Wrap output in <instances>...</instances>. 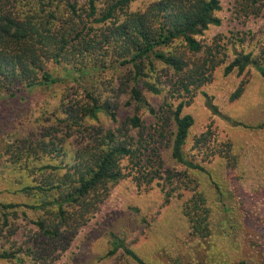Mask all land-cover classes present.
Listing matches in <instances>:
<instances>
[{
	"label": "trees",
	"instance_id": "16d2710c",
	"mask_svg": "<svg viewBox=\"0 0 264 264\" xmlns=\"http://www.w3.org/2000/svg\"><path fill=\"white\" fill-rule=\"evenodd\" d=\"M138 1L0 0L1 111L11 116L35 90L72 80L76 85L64 87L54 113L63 115L65 129L76 128L82 136L81 144L72 149L57 148L53 139L46 142L42 136L34 140L24 133L22 137L19 130L16 141L0 140V168L8 171L5 190L42 195L38 203L0 199V264H53L94 216L110 188L129 175L138 186L155 182L166 197L173 195L176 188L167 190L159 181L163 142L171 143L177 162L204 171L186 149L193 117L185 107L192 92L209 82L218 66L224 74H240L252 67L264 79V37L248 51L235 47V42L245 41V35L230 37L231 60L197 38L210 26L221 24L216 14L220 0H149L143 8L133 9ZM263 3L235 0L234 15L249 19L259 14ZM52 65L62 66V73L54 74ZM158 67L171 72L170 78L163 81ZM105 69L127 71L126 81L113 87L116 95L127 94L124 104L132 107L123 119L117 118V102L103 98L97 86L86 83L89 78L92 82L95 71ZM242 91L239 85L230 98ZM147 93H165L168 99L154 106ZM99 113L110 119V126L88 123L97 120ZM143 113L153 117L149 125ZM206 135L196 137L194 146H204ZM223 146L219 152L231 164L230 142ZM53 159L59 164L49 162ZM189 179L184 177L176 187L192 191L181 210L195 241L209 234L210 209L206 196ZM110 256H118L113 264H147L117 234H111L104 255ZM169 264H174V258ZM176 264L183 263L178 258ZM238 264L246 263L241 259Z\"/></svg>",
	"mask_w": 264,
	"mask_h": 264
},
{
	"label": "rangeland",
	"instance_id": "374dc122",
	"mask_svg": "<svg viewBox=\"0 0 264 264\" xmlns=\"http://www.w3.org/2000/svg\"><path fill=\"white\" fill-rule=\"evenodd\" d=\"M148 1L140 0L132 8H143ZM220 3L221 10L216 14L221 18V24L210 26L197 38L220 50V57L226 53L228 60L233 57L229 38L233 40L238 33L245 35V41L235 42L236 50L256 49L258 40L264 37V3L260 5L259 14L249 19L235 17V0H220ZM61 68L52 65L51 70L60 74ZM126 72L97 70L92 82L90 78L86 80L97 86L103 98L117 102L118 119L132 112V107L124 104L127 94L116 95L113 90L126 81L123 77ZM158 72L163 81L170 78L171 72L161 67ZM73 84L76 82L65 80L35 90L14 108L11 116L0 107V140L16 141L19 130L22 137L29 133L34 140L41 136L46 142L53 139L57 148L79 146L82 142L79 131L65 129L66 122H61L63 115L58 111L54 113L64 87ZM239 85L243 89L241 95L231 99V93ZM146 96L154 106L168 99L165 93H147ZM208 97L216 112L209 107ZM1 101L0 95V106ZM185 110L193 117L187 153L204 167V171L177 162L171 155V143L163 142L159 147L162 163L159 181L167 190L175 187L173 195L166 197L155 182L150 186H138L131 175L121 179L110 188L94 216L80 227L71 246L53 264L118 262V256L104 257L110 248L111 234L121 236L147 264H169L173 258L174 264L178 258L183 264H238L241 259L246 264H264V126H258L264 122V79L252 67L240 74L235 71L224 74L218 66L210 81L192 92ZM142 117L146 125L153 121L148 113H143ZM88 123H100L103 127L111 125L110 119L102 113L98 114L97 120L90 119ZM202 132H207V140L199 148L194 146V139ZM132 133L136 134V131ZM226 141L230 142V153L234 157L231 164L219 152ZM58 161L49 162L59 164ZM168 176H171L169 180L165 178ZM186 176L190 178L189 184L206 196L210 209L209 234L195 241L189 235L188 223L181 210L184 199H188L192 191L183 185L176 187ZM7 177L8 171L0 168V199L38 203L40 193L31 196L5 190L9 185ZM16 187L12 186V189ZM28 213L30 217L36 215L34 211Z\"/></svg>",
	"mask_w": 264,
	"mask_h": 264
}]
</instances>
